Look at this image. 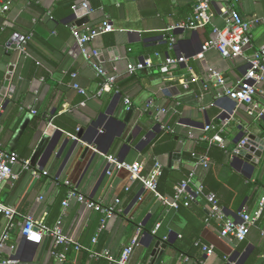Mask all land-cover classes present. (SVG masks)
<instances>
[{
  "label": "crops",
  "instance_id": "0c3cea01",
  "mask_svg": "<svg viewBox=\"0 0 264 264\" xmlns=\"http://www.w3.org/2000/svg\"><path fill=\"white\" fill-rule=\"evenodd\" d=\"M71 1L66 0L65 6ZM87 1L95 7L88 16L78 18L71 14L62 23L80 29L95 28L105 21L113 26L112 33L99 37L90 46L99 52L98 60L107 73L117 76L115 89L101 97H97L100 79L83 57L71 27L55 30V25L50 26L46 17L38 26L32 48L22 55L18 49L10 48L9 42L16 35L29 33L39 14L25 0H0V103L5 106L0 113V146L49 172L48 177L39 180L24 173L14 185L10 180L5 181L0 188V200L46 223L61 184L69 180L80 193L105 207L121 200L119 208L123 211L106 223L102 221V214L87 211L76 200L67 208L62 207L63 230H71L84 246H94L93 239L97 238L96 250L107 249L119 256L141 223L142 236L131 264H151L158 239L165 243L170 238L171 243L158 264H194L185 257V252L194 254L204 264H264V215L245 241L223 238L221 222L210 218L206 200L199 198L194 206L167 211L151 192L139 182L131 181L128 172L109 177L104 157L107 153L122 162L140 163L145 173L156 162L161 163L169 177L162 185L165 193H168L167 186L173 187L175 182L194 173L195 182L207 183L217 194L226 216L235 221L244 212L257 211L264 194V153L258 164L252 166L235 160L234 151L251 134L264 139V83L259 87L253 108L237 107L221 95L210 78V70L218 71L226 84L234 88L250 68L257 49L264 45V23L254 24L252 45L240 57L226 59L216 50H210L203 60H196L194 56L211 39L214 27L221 29L229 24L233 0H212V22L199 30L175 29L193 17V0ZM8 2H11L10 8L4 11ZM60 2L38 0L37 3L41 9L51 12L60 8L56 12L61 15L64 8L59 6ZM236 9L247 21L264 18V0H241ZM180 56H186L188 61L174 67L172 76L160 72L167 57ZM143 62H150L151 66L129 73V65ZM11 66L14 70L10 87L2 94ZM73 74L77 77L73 78ZM191 80L194 83L185 89L182 82ZM74 84L86 90L87 95L80 94ZM126 99L131 101L130 108ZM131 109L133 115L128 117ZM106 111L110 112L107 117L103 115ZM127 117L126 138L131 140L122 151L113 142ZM206 126L211 129L206 131ZM163 127L172 131L175 145L164 142L162 152L156 153L155 144L169 133ZM56 134L68 145L63 150L59 145L48 156V141ZM71 135L79 137L74 151L75 140ZM214 137L222 138L223 143H211ZM87 148L89 153L85 156L83 152ZM206 149H211L207 170L186 159L187 155ZM19 170L15 168L16 172ZM157 224L161 227L153 235ZM4 225L2 217L0 233ZM18 232V228L14 229L10 240L15 242L17 250L13 253L7 248L5 256L12 255L21 264H83L86 254L74 250L64 263L60 262L52 255L49 239L40 245L30 242L35 246L24 247L28 256L22 257L20 253L25 245L22 239L13 238ZM197 240L212 248L214 254L207 256L202 248L196 250ZM85 264L110 263L91 260L88 256Z\"/></svg>",
  "mask_w": 264,
  "mask_h": 264
},
{
  "label": "built area",
  "instance_id": "2783aa9c",
  "mask_svg": "<svg viewBox=\"0 0 264 264\" xmlns=\"http://www.w3.org/2000/svg\"><path fill=\"white\" fill-rule=\"evenodd\" d=\"M195 2L194 15L185 24L177 26L175 29L183 30H199L207 25L211 24L213 15L211 13L212 0H193ZM241 0H234V4L231 5L229 10L230 22L225 28L213 29V36L206 42L201 49V52L194 56L196 60H203L205 54L210 50H216L223 58L236 59L240 57L244 50L252 45L251 30L255 23H264V18H257L254 21L244 20L236 9V4ZM11 2H8L4 7V11L9 10ZM83 6L89 9V13L92 9L87 4ZM77 8H75L76 11ZM75 13V12H74ZM114 31L110 22L105 21L98 27H86L80 29L76 26L71 27V32L77 46L80 48L83 57L90 64L91 68L95 72L96 76L100 79V89L97 93V97H101L105 92L115 89L117 83V76L107 73L105 68L99 62V52L91 49V44L99 37L112 33ZM32 35L23 39L21 43H17V49L22 55L27 54V45L31 40ZM174 43L175 40L172 39ZM158 55V54H157ZM188 58L186 56H180L177 58L167 57L164 63L160 66V72L165 75L172 76V69L176 66L186 64ZM147 66H151L150 62H143L140 64H131L128 66L130 74L144 70ZM73 78L77 75L73 74ZM210 78L219 88L222 96L229 98L236 103V106H247L253 108L255 104V97L259 91V87L264 83V45L260 46L250 61V68L244 77L238 82V84L231 88L226 84V80L216 70H210ZM191 81L182 82L185 89H189ZM74 88L82 95H87L86 90L82 89L78 84H74ZM205 90L208 89L206 85ZM128 108L131 106L129 99L125 100ZM5 109L4 103H0V113ZM36 114L35 111L32 112ZM162 113H166L163 110ZM263 114H259L261 117ZM227 124V122H226ZM211 126H206L205 130L208 131ZM166 130V127H163ZM72 139L79 141V138L71 135ZM211 143L222 144L223 140L220 137H214ZM247 139L235 149L234 154H238L239 151L246 144ZM108 163V170L106 174L109 177H113L117 172H128L131 181L139 182L147 191L151 192L157 200H159L167 211L178 210L181 207L189 208L193 202L199 198H203L210 205V218H213L221 222V236L223 238H234L239 242H243L247 239L251 229L256 226L257 222L264 215V194L260 200L259 208L253 214L244 212L240 216L239 221H235L226 216L223 207H221L217 196L214 193H207L202 182H195V174L190 173L184 180L176 184L174 190L175 193L172 197H167L159 193L158 182L163 173V165L156 162L154 168L149 172H144V167L140 163H129L126 161H119L113 156H104ZM211 159L208 155H204L197 163L198 166H202L204 169L210 167ZM19 167L18 172L15 168ZM28 173L30 176L39 180L43 176L48 177L49 172L43 170L39 166L32 164L31 160H23L19 154L15 151L4 150L0 146V188L7 180L12 182V185L17 182L21 174ZM65 185L69 188L67 199L63 202V207L67 208L71 201L76 200L79 204L83 205L87 211H95L103 215V223H106L116 213H121L123 210L120 207L121 200L117 199L114 205L105 207L101 202L94 201L91 197L80 193L78 188L69 180L65 181ZM42 198H39L41 201ZM0 215L5 219V225L0 233V264H21L18 258L11 256H5V251L9 247L11 240V232L18 228L20 233V239L26 245L30 242L42 244L45 240H52V255L60 262L64 263L67 259V249L73 248L77 253H87L89 258L95 261L105 260L110 264H131V258L135 252V249L139 246L140 238L142 236V229L138 228L136 234L133 236L128 245L124 247L119 256L112 254L110 250H96L95 245L97 238L93 239L92 247L84 246L79 243L73 235H65L61 222H58L55 227H48L44 221L37 220L33 216L24 215L20 210L13 206H8L0 200ZM161 224H157L152 230L153 235H157ZM264 236V230L262 232ZM196 245L202 248V251L211 256L214 251L209 246L197 242ZM60 246L65 247L64 251L59 252ZM10 250L15 252L16 246H10ZM21 256H28L27 249H22ZM195 264H204L199 261Z\"/></svg>",
  "mask_w": 264,
  "mask_h": 264
},
{
  "label": "trees",
  "instance_id": "16d2710c",
  "mask_svg": "<svg viewBox=\"0 0 264 264\" xmlns=\"http://www.w3.org/2000/svg\"><path fill=\"white\" fill-rule=\"evenodd\" d=\"M25 1H26V3H28V5L32 9H34L39 14V17H37V19L35 20V22H36L35 23L36 24L35 27L29 33H27L25 36H23L24 39H26L28 36L32 35V38L28 42V45H27V53L29 52V50L33 46V41L36 38L37 29H38L39 24L41 22H43L44 21L43 19H45L46 17H47V21L50 24V26H51V23H52L53 25H55V27L53 29L56 30V29H59L61 27H72L70 25H65L64 23H62V21L65 18L69 17L71 14H74L75 8H78L79 6H81L83 4H87L90 9H94L95 8L94 4L91 2L93 5L90 6V3L87 0H72L71 2H69V4H66V6H65V3H67L66 0H61L59 6H63L64 9L62 10L61 15H58L57 12H56V10L60 9L58 7L55 9V11L51 12L50 10L48 11V10L41 9L39 4L37 3L38 0H25ZM163 131L169 132V133H166L162 137L161 141H158L155 144L156 145V147H155V152L156 153L162 152V147L161 146H162V143H164V142H168V144H171L172 147L175 145L174 140H173L174 135L172 134V131H168V130L167 131L163 130ZM210 151H211V149H206L204 152L196 151V152H194V153H192L190 155H187L186 159L189 160V161H193L194 163H198L202 156H204V155L210 156ZM27 159H29V157ZM168 180H169L168 172L166 170H163L162 176L160 177L159 182H158V191H159L160 194H162L164 196L172 197L174 195V193H175L174 188H175L176 184H178L179 182H175L173 187L167 186L166 188H167V192L168 193H165L163 188H162V185L164 184L165 181H168ZM202 184L204 185L207 193H214L213 191H211L209 189L207 183L202 182ZM68 192H69V188L65 185V182H64L63 184H61V191H60L58 197L56 198L55 202L53 203L52 210L50 211L49 216H48V218L46 220L45 224L48 227L53 228V227L56 226V224L58 222H61V225H62V228H63L64 213H62V215H61V210H62V207H63L62 206L63 202L65 201V198L67 199ZM214 194L217 196L216 193H214ZM92 199L94 201H96L94 198H92ZM217 199L219 200L218 196H217ZM219 203H220V200H219ZM195 204H196V201L193 202L191 206H194ZM220 205H221V203H220ZM221 207H223V206L221 205ZM101 216H102V219H103V215H101ZM51 217H53L52 220H51ZM1 218H2V216L0 215V221H1ZM138 228H143L141 223L137 224V229ZM63 232H64L65 235H68V236L72 235L71 234V230H69V231H64L63 230ZM17 237L20 238V233L19 232L14 234L13 238H17ZM50 242H51V245H52V240H50ZM197 242H198V240L194 242V247H195L196 250L201 251V247L196 245ZM10 246H16L15 242L10 241L9 242V247ZM52 247H53V245H52ZM65 249H66L65 247L60 246L58 248V251L61 252V251H64ZM179 249H180L181 252H184L183 251L184 249H182L180 247H179ZM73 250L74 249L70 248V247L67 249L68 258L73 254ZM10 252H13V250L10 251ZM85 254L86 255H83V259H82L83 260L82 261L83 264L87 263V261H88V254L87 253H85ZM183 254L185 255L186 258H188L190 260H193L194 264L196 262H199V260L194 258V254H191L190 252H185ZM102 262H104V261H102Z\"/></svg>",
  "mask_w": 264,
  "mask_h": 264
},
{
  "label": "water",
  "instance_id": "95a60500",
  "mask_svg": "<svg viewBox=\"0 0 264 264\" xmlns=\"http://www.w3.org/2000/svg\"><path fill=\"white\" fill-rule=\"evenodd\" d=\"M89 15V9L83 5L79 6L75 13L74 17L82 18L84 16ZM81 21H84V19H81ZM24 37L20 35L14 36V38L9 42V47L12 49H17L16 43H21L23 41ZM14 67L11 66L9 68V74L6 76V80L3 85V90L2 94H6L8 91V88L10 87V82H11V74L13 73ZM13 91V90H12ZM235 105L236 103L233 102ZM110 114L109 111H106L103 113L104 116H108ZM133 115V110L131 109L128 113V117ZM128 117L121 123L122 128L120 129V132L118 133L116 139L114 140L113 144H115L117 147H120L122 151H124L128 147V143L131 140V137L126 138L127 132H128V127H129V119ZM60 134L54 135L50 140L48 141L47 145V155L49 156L50 154L54 153V151L61 145V149L63 150L64 147L68 145V142H61V139L59 137ZM79 138V137H78ZM247 139L246 144L243 146V148L239 151L238 154H234V159L235 160H241V161H246L247 163L251 164L252 166H256L258 164L259 159L262 157V154L264 153V139L257 137L256 135H249ZM78 142L75 141L74 144L72 145V150H76L78 147ZM62 143V144H61ZM43 148V147H42ZM89 153V149L87 148L84 150L83 154L87 156ZM109 154H105V156H108ZM35 160L33 161V163ZM171 243V238L167 242H162L161 239H158L155 248L152 252V262L151 264H158L160 261L163 260L165 252L168 248V244ZM23 244H25L23 242ZM30 245H33L32 243L26 244L24 247H29ZM35 246V245H33ZM22 248V249H23Z\"/></svg>",
  "mask_w": 264,
  "mask_h": 264
}]
</instances>
